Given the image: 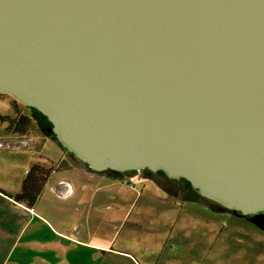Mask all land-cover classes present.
Masks as SVG:
<instances>
[{
	"label": "water",
	"instance_id": "water-1",
	"mask_svg": "<svg viewBox=\"0 0 264 264\" xmlns=\"http://www.w3.org/2000/svg\"><path fill=\"white\" fill-rule=\"evenodd\" d=\"M0 92L99 172L264 211V0H0Z\"/></svg>",
	"mask_w": 264,
	"mask_h": 264
},
{
	"label": "crops",
	"instance_id": "crops-1",
	"mask_svg": "<svg viewBox=\"0 0 264 264\" xmlns=\"http://www.w3.org/2000/svg\"><path fill=\"white\" fill-rule=\"evenodd\" d=\"M45 138L33 149L26 141L0 144L29 153L19 164L23 173L0 171V264H239L240 244L259 248L262 258L263 237L246 227L242 215L208 199L169 192L144 170L95 171ZM64 161L33 207L12 197L30 166ZM103 224L112 228L110 234ZM138 232L147 235L139 239Z\"/></svg>",
	"mask_w": 264,
	"mask_h": 264
},
{
	"label": "rangeland",
	"instance_id": "rangeland-1",
	"mask_svg": "<svg viewBox=\"0 0 264 264\" xmlns=\"http://www.w3.org/2000/svg\"><path fill=\"white\" fill-rule=\"evenodd\" d=\"M36 119L37 118H35L32 115V112H29V108H27L26 105L22 101H20L18 98H16L14 95L10 93L0 92V141H3L2 143L0 142V144L7 143L6 145L8 146V143H9L10 144L9 146L13 147L15 145L22 144L21 142L26 141L28 142L27 148H31V149H33L34 147L39 148L41 145H43L45 140H47L45 136L52 137L46 133V128H45L46 126H50L51 124L50 122L46 121V119L43 120L44 126L42 127V130H41L39 128L38 121ZM0 154H4L5 156H7V158H5L4 156L3 159H0V171H10L11 173L10 175H13V173H16V172H19V173L24 172V169L21 166H19V164L28 160L29 153L17 152L15 150H11V149H8L2 146L0 147ZM46 163L47 165L56 169L57 166H61V167L65 166L67 164V161H64L60 165H57V163H48V162ZM172 184L174 185V183H171V187L173 188V190H176L177 186H173ZM180 186H183L185 188L187 186V182L181 179ZM181 194L182 196L187 195L185 192H181ZM188 197L193 198V199L196 198V199H202L204 201H208L198 191L194 189H191V192L188 194ZM236 213L238 215H242L238 212ZM260 213L264 214V211ZM242 216L244 217L245 224L247 225L246 227H250V228L252 227L253 231H256V233H261L263 237V239H261L263 241L260 244L262 258H258L259 256H257L256 254L257 253L256 251L259 248L256 247V250H255V249H252L253 245H251L252 247L245 245L246 246L245 247V246H242V244H240V248L242 247L243 251L241 252L240 250L239 253L244 254V258L240 260L239 264H264V228L260 227L258 224L253 222V220L251 219L252 215H242ZM261 217H264V216H261ZM229 223H230L229 227H232L234 224L233 222H229ZM107 225L108 224H103L101 226L104 229H109L108 234H110V230L112 231V228ZM235 227L237 228V226ZM246 232L248 234H251L248 230H246ZM138 233L140 234L138 236L139 239L145 238L147 235L146 233H140V232ZM257 244L258 243H256V245ZM252 252H255L254 256L250 255V253ZM230 254H232V252H230ZM200 258H201V255L198 256V260ZM225 263L234 264V262L228 259L225 260Z\"/></svg>",
	"mask_w": 264,
	"mask_h": 264
},
{
	"label": "trees",
	"instance_id": "trees-1",
	"mask_svg": "<svg viewBox=\"0 0 264 264\" xmlns=\"http://www.w3.org/2000/svg\"><path fill=\"white\" fill-rule=\"evenodd\" d=\"M47 134L52 136L57 141V143L64 150H66L59 143V141H58V139H57V137L53 131L50 133H47ZM70 154H72V153H70ZM53 170H54V168H52L49 165L43 164L41 162H37V163L33 164L30 167V169L28 170V172H27V174L23 180L21 190L19 192H17L16 194L12 195V197L18 202H22V203H25L29 207H33L35 205V203L37 202V200H38L46 182L48 181L49 177L51 176ZM107 171L113 172L114 174H117V175L123 174V172H119V171H115V170H107ZM134 171H136V170H132V171H128V172H134ZM144 171L147 174H149L150 177H153L154 179H156L159 182V184H161L167 191L172 192L176 195L180 194L181 192H185L187 195L182 196L183 198H186V196H188V194L190 193V189H194L192 187L191 183L189 181H187L186 179H183V180L187 182V186L185 188L183 186H180L181 179L180 180L171 179L167 176V174L164 171L153 172L149 169H145ZM171 183H174V185L172 184L173 186H177L176 190H173V188L171 187ZM175 183H177V184H175ZM194 190H196V189H194Z\"/></svg>",
	"mask_w": 264,
	"mask_h": 264
},
{
	"label": "flooded vegetation",
	"instance_id": "flooded-vegetation-1",
	"mask_svg": "<svg viewBox=\"0 0 264 264\" xmlns=\"http://www.w3.org/2000/svg\"><path fill=\"white\" fill-rule=\"evenodd\" d=\"M27 108H29V112H32V115L37 118L36 120L38 121V125H39V128L42 130V127L44 126L43 125V120L46 119V121L50 122L42 113H40L37 109L33 108V107H29V106H26ZM51 123V122H50ZM51 127H52V124L50 126H46V133H50L52 132L51 130ZM190 192H191V189H190Z\"/></svg>",
	"mask_w": 264,
	"mask_h": 264
},
{
	"label": "bare ground",
	"instance_id": "bare-ground-1",
	"mask_svg": "<svg viewBox=\"0 0 264 264\" xmlns=\"http://www.w3.org/2000/svg\"><path fill=\"white\" fill-rule=\"evenodd\" d=\"M258 219V221L262 224V225H264V217H258L257 218Z\"/></svg>",
	"mask_w": 264,
	"mask_h": 264
}]
</instances>
